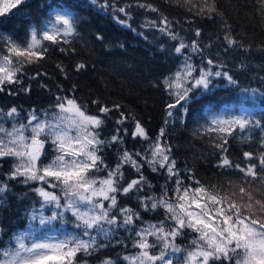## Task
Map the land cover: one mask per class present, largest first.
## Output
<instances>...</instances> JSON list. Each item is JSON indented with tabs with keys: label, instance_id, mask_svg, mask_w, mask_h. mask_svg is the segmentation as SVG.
<instances>
[{
	"label": "snow or ice",
	"instance_id": "6c2138e0",
	"mask_svg": "<svg viewBox=\"0 0 264 264\" xmlns=\"http://www.w3.org/2000/svg\"><path fill=\"white\" fill-rule=\"evenodd\" d=\"M164 3L183 8L193 20L223 15L217 0ZM254 3L264 20V0ZM85 5L110 15L115 23L145 40V33L132 27L133 10L155 14V19L146 17L140 27L154 29L174 42L171 48L161 45L160 49L181 60L176 71L161 81L171 100L165 106V127L152 138L134 113H126L121 104L109 106L99 99L91 100L98 113L91 114L89 104L76 96V84L68 90L58 85L52 103L43 110H29L23 120L21 108L0 109V160H13L0 182V208L7 201L9 181L24 184L38 198L25 210L29 230L13 232L8 245H0V264H78L80 254L90 257L108 247L127 248L128 241L135 251L115 260L105 257L100 264H176L177 259H182L183 264H264V118H257L247 109L238 114L208 109L198 118L197 135L206 138L218 155L216 167L239 177L238 181L229 180L227 188L203 184L191 168L181 170L166 138V126L176 115L173 110L181 113L183 124L191 114L189 102L197 94L211 92L215 78H222L246 98L264 97V86L240 88L238 79L226 70L223 57L251 51V46L245 45L226 21L221 25L222 42L213 53L216 42L202 43L201 28L189 29L193 33L189 39L181 34L184 29L177 30L179 21L169 19L150 0H80L75 4L70 0H43L40 15L34 20L30 13H24L29 24L23 39L0 31V93L30 94L31 84L25 87L24 77L31 81L47 77L48 73L29 75L28 67L41 65L52 52L76 54L73 45L81 39L79 26L84 21L73 9ZM27 7H31L29 0H0V24L16 14L13 10L19 12ZM95 39L103 42L104 36L97 33ZM259 50L264 52V47ZM197 57L199 63L194 62ZM236 67L243 71L249 65L241 62ZM56 68L65 79L69 78L62 62H57ZM86 69L84 61L74 66L76 73ZM260 79L264 81V77ZM16 85L20 86L18 90ZM40 87L51 93L47 84L41 83ZM113 112L118 115L113 117ZM108 120H114L115 127L105 138L102 131ZM9 121L10 128L5 126ZM129 123L131 128L126 126ZM257 133L258 148L243 151L242 160L233 159L230 141L254 144ZM128 136L133 142H141L140 150L127 149ZM111 148L117 153L114 166L104 156ZM145 168L165 177L159 194L153 191ZM126 169L135 176L128 179ZM28 195L25 193V198ZM133 196L140 211L120 203L121 198ZM160 210L164 213L162 219L144 221L142 213L159 214ZM44 211L51 214L44 215ZM67 213L74 218L75 230L71 233L40 235L38 229L31 228L33 222L45 227L54 221L66 223ZM121 230L129 234L123 240L115 238ZM188 236L191 239L187 245L178 242ZM83 264H88L87 259Z\"/></svg>",
	"mask_w": 264,
	"mask_h": 264
},
{
	"label": "trees",
	"instance_id": "16d2710c",
	"mask_svg": "<svg viewBox=\"0 0 264 264\" xmlns=\"http://www.w3.org/2000/svg\"><path fill=\"white\" fill-rule=\"evenodd\" d=\"M42 2L43 0H29L31 7L21 8L19 12L13 10L16 14L11 15L6 23L0 24V31L9 33L17 39H23L29 24L24 13H30L34 20L40 15L39 5ZM78 2L80 0H70V3ZM150 2L160 7L169 19L179 21V24L175 25L177 30L184 29L185 31H182L181 34L188 36L189 39L193 38V33L188 31L189 29L201 28L202 43L216 42V45L211 49L213 53L217 51L222 42L224 32L221 25L226 21L233 33L237 34L245 45L251 46L249 53L232 52L223 57L227 65L226 70L238 79L240 88L264 86V81L260 79L264 77V52L259 50L264 47V20L256 12L254 0H217V7L223 15H216L211 20L200 18L193 20L183 8L175 4H165L164 0H150ZM73 11L78 13L84 21L79 26L81 39H78L73 45L76 48V54L64 56L59 52H52L49 59L42 62L41 65L28 67L29 75L40 71L47 72L48 76L31 81L27 76L24 77V86L27 87L29 83L31 84L30 94L21 92L17 96H10L7 91L0 93V109L7 111L12 106L22 110L45 109L52 103L58 85L64 90H68L73 84H76L78 87L76 96L82 102L89 104L91 114H98L96 107L90 103L93 99H99L109 106L121 104L123 110L126 113H134L137 119L144 124L149 135L155 138L160 129L165 127V106L171 102L161 81L164 76L175 72L181 63L180 59L170 56L167 51L162 52L160 49L161 45H164L165 49H169L174 42L154 29L141 28L146 17L155 19L156 16L152 13H144L139 9L133 10L132 27L144 32L147 40L115 23L110 15H105L94 9L90 10L87 5L83 8L73 9ZM97 33L104 36L103 42L95 39ZM120 44H123L124 47H119ZM80 61L87 64V69L76 73L74 66ZM57 62H62L67 67L68 79H65L56 68ZM194 62L199 63V58H195ZM241 62L248 64L249 67L243 71L239 70L236 65ZM41 83L47 84L51 93L42 89ZM19 87V85L15 86L17 90ZM189 106L191 114L184 118L183 124L179 119L181 113L173 110L176 115L172 122L166 126V138L173 147L177 166L181 170L193 169L196 178L205 185L227 188L229 180L238 181L239 177L216 167L218 155L214 153V149L206 138L197 135V120L205 115L208 109L214 113L230 111L233 114L247 109L257 118H264V97L246 98L239 89L228 85L221 78L215 79L211 92L197 94L189 102ZM117 115L116 112L112 113L113 117ZM199 122L203 123V120L200 119ZM126 126L132 127L130 123ZM114 127V120H108L102 131L103 137L109 138ZM126 140V147L129 151L140 150L141 142L139 140L133 142L131 136H128ZM258 146L257 133L254 144H242L239 139L230 141V153L233 159L242 160L243 151H255ZM104 156L110 166L115 165L117 160L115 148L107 149ZM12 162L11 158L0 160V182L4 181L5 174L11 169ZM125 174L128 179L135 176L131 169H126ZM144 174L154 186L153 191L159 194L161 185L165 184L163 176L153 174L147 168H145ZM8 185L7 201L4 207L0 208V245L5 247L13 232L24 231L28 227L29 222L25 210L37 199L30 193L29 187L22 183L9 181ZM25 193L29 194L27 198L24 196ZM120 203L140 211L135 196L121 198ZM142 215L144 221L155 222L162 219L164 213L163 210H160L159 214L142 213ZM72 219L69 214L65 217L67 222L64 227H66L67 233L75 230ZM55 224L57 221L54 222ZM128 235L127 232L121 230L115 238L123 240ZM189 239L191 236L178 242L181 245H187ZM132 251L135 250L131 247V241H128L127 248L123 245L108 247L90 257L80 254L78 263L87 259L88 264H99L105 257L115 260L126 252Z\"/></svg>",
	"mask_w": 264,
	"mask_h": 264
},
{
	"label": "rangeland",
	"instance_id": "374dc122",
	"mask_svg": "<svg viewBox=\"0 0 264 264\" xmlns=\"http://www.w3.org/2000/svg\"><path fill=\"white\" fill-rule=\"evenodd\" d=\"M215 79H221V78H215ZM29 110H31V109H29ZM29 110H27V109L22 110L21 117H20L21 120H23L26 117L27 112ZM38 110H43V109H38ZM5 126L10 128L11 127V122L10 121L9 122H6L5 123ZM49 153L50 154L48 156V159L50 160L51 159V148L50 147H49ZM45 163H47V161H45ZM111 166H114V165H111ZM163 178L165 180V177L164 176H163ZM33 203L30 205L29 208H31L33 206ZM35 207L39 208V205L36 204ZM50 214H51L50 211H44V215H50ZM67 214H69L71 216V213H67ZM54 222H56V221H54ZM54 222L51 225L47 226V227L42 226V225H39L38 222H33L31 224V228L38 229V234H40V235L47 234V235H50V236H61V235L65 234V233H67V231H65V228L66 227H64L65 226V223H60V222L57 221V224L54 225ZM151 222H154V221H151ZM29 227L30 226L28 225V227L24 231H28L29 230ZM78 264H83V262L82 263H78ZM176 264H183L182 259H178L176 261Z\"/></svg>",
	"mask_w": 264,
	"mask_h": 264
}]
</instances>
